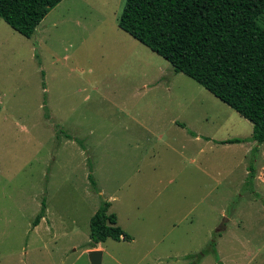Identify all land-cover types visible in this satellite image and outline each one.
<instances>
[{"label": "rangeland", "instance_id": "rangeland-1", "mask_svg": "<svg viewBox=\"0 0 264 264\" xmlns=\"http://www.w3.org/2000/svg\"><path fill=\"white\" fill-rule=\"evenodd\" d=\"M125 2L63 0L32 37L0 17V264H92L105 201L131 239L102 264H264V143L120 28Z\"/></svg>", "mask_w": 264, "mask_h": 264}, {"label": "trees", "instance_id": "trees-1", "mask_svg": "<svg viewBox=\"0 0 264 264\" xmlns=\"http://www.w3.org/2000/svg\"><path fill=\"white\" fill-rule=\"evenodd\" d=\"M61 1L0 0V17L20 34L32 37ZM263 18L264 0H126L118 25L169 61L176 72L195 79L251 121L252 139L262 144ZM245 141L233 137L220 142ZM92 183L95 185L94 180ZM110 206L105 201L90 220L92 247L108 238L131 239ZM45 211L43 205L33 227L39 225Z\"/></svg>", "mask_w": 264, "mask_h": 264}, {"label": "water", "instance_id": "water-1", "mask_svg": "<svg viewBox=\"0 0 264 264\" xmlns=\"http://www.w3.org/2000/svg\"><path fill=\"white\" fill-rule=\"evenodd\" d=\"M89 256L92 264H102L103 251L100 249H93L89 251Z\"/></svg>", "mask_w": 264, "mask_h": 264}, {"label": "crops", "instance_id": "crops-1", "mask_svg": "<svg viewBox=\"0 0 264 264\" xmlns=\"http://www.w3.org/2000/svg\"><path fill=\"white\" fill-rule=\"evenodd\" d=\"M222 140H225V139H222ZM221 141V140H220ZM264 143V142H263ZM262 143V144H263ZM231 144H237V143H225V145H231ZM93 249H100V250H102L103 251V248L100 246V245H98V246H96V247H92V248H90L89 250H93Z\"/></svg>", "mask_w": 264, "mask_h": 264}]
</instances>
